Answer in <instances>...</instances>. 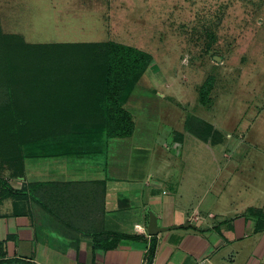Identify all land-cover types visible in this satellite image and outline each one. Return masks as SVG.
<instances>
[{"label":"crops","instance_id":"1","mask_svg":"<svg viewBox=\"0 0 264 264\" xmlns=\"http://www.w3.org/2000/svg\"><path fill=\"white\" fill-rule=\"evenodd\" d=\"M138 85L123 102L126 109L127 101L137 100ZM129 111L134 124L129 135L105 141L101 133L65 131L64 149L56 140L59 151L24 156L16 175L0 164L3 179L15 189L26 188V194L0 196V255L34 264H143L153 240L151 264H264V189L247 181L232 186L226 162L217 163L226 172L221 178L217 172L205 178L198 169L204 161L200 154L208 153L216 170L217 153L231 158L232 146L221 144L223 135H201L200 116L194 115L183 118L182 130L172 125L167 137L159 135L161 124L146 131L155 138L138 136ZM185 132L191 144L197 140L204 146L184 145ZM110 138L117 156L100 159ZM126 143L127 155L120 150ZM151 216L162 228L155 234L148 230ZM105 232L137 237L94 245L95 236Z\"/></svg>","mask_w":264,"mask_h":264},{"label":"rangeland","instance_id":"2","mask_svg":"<svg viewBox=\"0 0 264 264\" xmlns=\"http://www.w3.org/2000/svg\"><path fill=\"white\" fill-rule=\"evenodd\" d=\"M0 21L4 32L28 42L115 40L149 52L137 100L126 103L138 136L161 124L159 135L167 137L172 125L182 130L183 118L198 115L201 135L209 120L216 128L210 135L232 146L231 158L215 155L217 170L200 154L202 176L221 178L226 172L217 166L226 162L232 186L264 189V0H0ZM192 139L185 132L184 145L204 146ZM115 142L100 159L117 156ZM128 144L120 148L126 155Z\"/></svg>","mask_w":264,"mask_h":264},{"label":"trees","instance_id":"3","mask_svg":"<svg viewBox=\"0 0 264 264\" xmlns=\"http://www.w3.org/2000/svg\"><path fill=\"white\" fill-rule=\"evenodd\" d=\"M151 60L149 52L115 40L28 42L4 32L0 21V164L16 175L24 156L55 153L56 140L64 149L65 131L97 132L105 141L129 135L134 124L123 102ZM6 194H26V188H13L0 173V196ZM126 237L137 235L100 233L94 245L114 246ZM154 251L152 240L143 264H151ZM13 260L34 264L0 255V263Z\"/></svg>","mask_w":264,"mask_h":264},{"label":"water","instance_id":"4","mask_svg":"<svg viewBox=\"0 0 264 264\" xmlns=\"http://www.w3.org/2000/svg\"><path fill=\"white\" fill-rule=\"evenodd\" d=\"M162 228L160 226H157L156 225V219L154 216H151L150 219H149V223H148V230H149V233L150 234H155L157 233L158 231H160ZM0 264H25L23 262H20V261H8V262H2Z\"/></svg>","mask_w":264,"mask_h":264}]
</instances>
